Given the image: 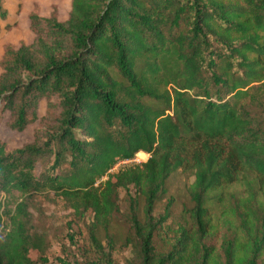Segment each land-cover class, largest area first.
I'll list each match as a JSON object with an SVG mask.
<instances>
[{
  "label": "trees",
  "instance_id": "obj_1",
  "mask_svg": "<svg viewBox=\"0 0 264 264\" xmlns=\"http://www.w3.org/2000/svg\"><path fill=\"white\" fill-rule=\"evenodd\" d=\"M28 16L35 40L4 45L0 117L20 130L40 98L49 112L34 140L0 137V264L42 256L28 206L49 191L91 214V255L74 264H120L98 232L129 186L124 264H264V0H70L65 19ZM178 169L190 205L157 211Z\"/></svg>",
  "mask_w": 264,
  "mask_h": 264
},
{
  "label": "rangeland",
  "instance_id": "obj_2",
  "mask_svg": "<svg viewBox=\"0 0 264 264\" xmlns=\"http://www.w3.org/2000/svg\"><path fill=\"white\" fill-rule=\"evenodd\" d=\"M37 4L41 15H49L53 7H56L59 19H65L70 8V0H2V7L6 9L5 17H0V60L4 51V45L11 43L18 46L21 42L31 43L36 35L30 27L28 13ZM2 67L0 66V74ZM37 120L28 123L23 129H15L11 126L12 115L9 110H4L0 117V137L12 147L23 145L27 141L35 139L39 135L44 118L49 110L47 100L40 98L37 105ZM149 156L135 154L128 160L117 163L112 170L129 162H141ZM37 170L41 164L37 163ZM193 180L191 169H178L173 172L166 181V192L156 205L157 211H162L168 205L173 214H179L183 206L190 205L187 192L188 185ZM128 193L134 195L133 187L129 189L120 187L118 190L119 212L113 218L108 233L99 230L98 234L103 245L111 248L112 257L120 264L126 263L131 256L130 246L126 244L127 225L124 221L128 210ZM140 211L143 202L140 201ZM33 227L45 237L44 249L41 257H36L34 264H71L74 261L84 262L91 255L88 245V225L91 222V214L87 212L83 217H77L72 209L68 208L59 196L52 191L38 192L30 199L28 206ZM220 233L221 230L219 229ZM107 234H109L107 236ZM110 237V238H108ZM32 257L36 253H31Z\"/></svg>",
  "mask_w": 264,
  "mask_h": 264
}]
</instances>
